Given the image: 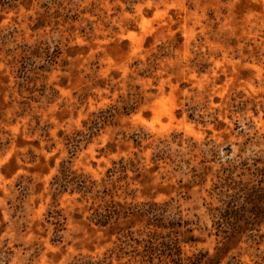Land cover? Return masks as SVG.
Masks as SVG:
<instances>
[{
  "label": "clouds",
  "instance_id": "clouds-1",
  "mask_svg": "<svg viewBox=\"0 0 264 264\" xmlns=\"http://www.w3.org/2000/svg\"><path fill=\"white\" fill-rule=\"evenodd\" d=\"M0 264H264V0H0Z\"/></svg>",
  "mask_w": 264,
  "mask_h": 264
}]
</instances>
